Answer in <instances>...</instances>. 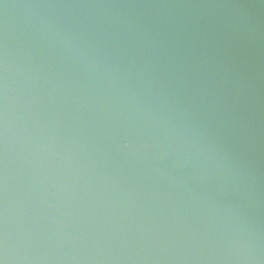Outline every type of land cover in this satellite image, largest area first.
<instances>
[{"label": "water", "instance_id": "obj_1", "mask_svg": "<svg viewBox=\"0 0 264 264\" xmlns=\"http://www.w3.org/2000/svg\"><path fill=\"white\" fill-rule=\"evenodd\" d=\"M0 264H264V0H0Z\"/></svg>", "mask_w": 264, "mask_h": 264}]
</instances>
